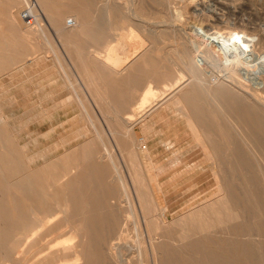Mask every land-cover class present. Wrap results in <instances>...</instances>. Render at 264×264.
<instances>
[{"label": "bare ground", "instance_id": "obj_1", "mask_svg": "<svg viewBox=\"0 0 264 264\" xmlns=\"http://www.w3.org/2000/svg\"><path fill=\"white\" fill-rule=\"evenodd\" d=\"M21 1L22 0H0V28L4 29L3 26H7L5 32H0L1 71L14 65L12 60L14 54H16V57L22 55L21 53L24 49L23 46H21L22 43L18 41L19 39L26 38L27 40L33 38V40H40L43 41V43L44 40L48 42L47 31L30 26L32 24L36 25V21L33 17L35 15L31 16L29 11L23 15V20L28 19L27 22L25 21L26 27L24 29L19 27L20 13L17 11L19 10L18 6ZM185 1L187 0H184L183 3ZM119 2L111 0L102 8V6L98 5H103L100 3V0H39V4L44 11L52 15L53 28L57 29L60 38L66 40L68 38H75L74 36L66 38V36L62 34L61 27L67 26L76 29L78 21L85 22V24H80L86 27L81 33V37L84 38L86 42H90L88 53L86 54L87 49L84 50V47H75L79 50L78 55L83 57V54H86L87 56L89 55V57L95 58L97 61V64L92 65L89 88L98 90V92H100L99 97L101 96L102 99L107 101L110 100L113 109L115 108V112L117 106L121 107L119 105L120 103L122 104L123 112L128 111L125 119H123L122 116H120L121 118L114 117V121L123 119L124 122L123 124H119V127H121L124 133H126L124 131L125 127H129V129L131 128L129 134L131 136L134 131V126L143 119V112L146 109L149 110V108L151 109L149 112L150 114L159 112L161 109H175V112L181 113L182 116L185 117V120L191 125V128L194 130L197 128L200 129V132L204 136V141L202 140V143L207 146L204 151L211 161V163H209L211 176L217 180L218 190L212 197L210 196L211 198L208 196L209 199H205L206 202L204 205L200 203L202 206H199V208L189 214V222L193 223L195 230L200 232L203 231L202 222L205 221L203 207L204 209H211L210 211L215 216V219L219 221L222 220L223 216H225V219L233 221L236 219L239 220L242 203L252 205V208H250L255 221L256 219L258 220L264 217V207L261 203L256 202V199H253V190L247 191L248 193L246 192L244 196L245 200L243 201L242 198H240L241 195H239L240 186L234 181L235 179L240 180V173L252 171V168L245 163L246 159L244 160L243 151L240 150L241 144H235V142L231 145L223 143L224 135L233 138L236 134V138L242 139L245 146L254 147L253 151L257 153L259 156L258 158L264 165V97L260 96L258 93L256 94V92L252 93L251 89H248V86V88L246 87L247 84L244 85L242 82L236 84L230 77L233 70L240 67L243 69V71H241L244 72V74L246 73L248 78H251L250 80H257L260 84L264 85L263 66L260 65V70H257V72H252L250 66L255 63V55L244 47L239 49L241 46L237 45V43H235L236 47H238L237 49L234 45L232 47H234L233 50H237L236 52H238V54H235V57L229 59L231 53L233 54L235 51L230 50L229 47L231 46H229L228 40L221 39V36L219 37L221 39L219 43L231 51H229L230 53H228V51L225 53L227 62L223 67L224 71L222 66L220 68V70H222L221 73H225V78L223 75H221L223 77L221 78L220 75L214 72L213 69L218 68L214 67L215 63H211L213 65L212 67H214H211L212 69L210 68L211 65L209 66L210 69H206L208 66H198V64H200L196 62V60L198 61V57L194 56L197 55L199 50L195 55L193 54L194 56L192 55L194 58H197L195 60L190 55L192 51L188 53V50L186 52L187 47L184 43L180 46L185 50V55L182 59L180 58L177 62L175 61V63H171L170 65L175 71L174 73L164 72L162 68L158 67L154 55L152 54L154 52H151L150 56L144 54L140 62L129 68H124L123 73V71L119 69H123L126 60L125 58L119 59L115 44L117 39L121 40L123 37L127 36L138 41L139 37L142 36L148 41L154 42L156 37H159L160 34L167 33L173 36L177 35V31H179L177 23L182 22L186 27L189 24L187 23L189 18H179L177 11L182 7L178 9V2L176 3L177 7L175 6V0H130L129 3ZM164 2L168 3V7L166 8L167 11L169 10L165 18L161 17L159 11L156 9L158 6H162ZM189 3H191V1ZM189 3H187L184 8ZM242 4H244V2ZM62 5H64L63 8H61ZM180 5H182V3H180ZM173 7H175V9ZM192 7L194 8V5H192ZM180 11L179 13L182 14V10ZM186 11L187 10L184 12L185 14L188 13ZM191 13L192 11L186 15L190 17L189 14ZM67 18L72 22L69 26L67 25L68 22L66 24L65 21ZM22 22L24 21H21L20 26ZM105 23L108 25L105 26ZM203 23H205V21H203ZM193 25L192 27L194 28ZM199 25L201 24L199 23L198 26ZM146 26H149L151 30ZM200 27L195 28L200 29ZM16 28H19V30L16 31ZM190 29H192L191 26ZM190 29L188 31H190ZM195 31L200 33L199 30H194V32ZM2 33L6 34L2 35ZM205 33H207V31H205ZM106 35L110 36L111 39H106L107 41L105 42ZM229 35L231 34L229 33ZM205 37L208 38L207 34L202 35V39ZM101 39L105 43H103L102 48H98L96 44L98 45ZM26 40L24 39L23 41ZM69 41L67 43H69ZM180 41L179 39L176 43ZM202 42L203 40L201 44ZM39 44H41V42H39ZM75 44L76 43H73V41H70V47ZM205 44L206 43H204V45ZM219 45L220 44H218V46ZM49 47L50 46H48V49ZM44 49H42V51ZM183 49L181 51H183ZM210 50L208 46V51ZM55 52L57 51L55 50ZM203 52H200L202 54L198 53L199 56L205 54V52ZM261 52H263V50ZM215 54L212 56H215ZM113 56L114 58L106 61ZM212 56L211 58H213ZM259 56L263 57L258 54V57ZM209 59L203 63L207 65L210 64L207 63L208 61H212ZM201 60H203V57ZM214 60H216L215 57L213 62H215ZM58 61L59 60H57V63H59ZM178 62L186 66L184 68H187V70H185L189 73L188 77L175 69ZM76 64L85 69V74L88 72L89 64L85 60H79ZM99 64H102L103 67L118 77L120 76L123 79L126 78L128 87L125 88V84L114 87L113 83L115 81L111 78L104 79L101 78V76H97L99 75ZM59 65L61 66L62 64L60 63ZM204 70H207L206 72H208V75ZM204 72L206 75H204ZM143 82L145 83V88L141 90L142 92L139 94V87ZM156 83H159V85L161 83V87L158 88L157 86L159 85L154 86ZM259 83L258 85H260ZM129 86L133 87V91L137 96L139 94L138 100L136 102L133 101L134 103L132 102V105L127 104ZM200 87L205 90V94L207 95L205 96L209 98L210 101H207L205 98L203 99V94L200 93ZM114 105L116 106L114 107ZM142 113L143 115L141 116ZM226 125L233 127L235 132L233 135L222 131V127ZM2 130L3 129H1V132ZM217 131L219 133H217ZM2 135L4 136V134ZM126 140L127 138H121L120 142V140L117 139L116 143H118L119 146L123 144L126 145ZM131 140L134 145L135 141L133 140L135 139L132 136ZM101 141L103 146L106 147L105 142L103 140ZM129 144H131V142ZM128 146L123 149V145L122 149L125 150L131 160L130 166L136 200L132 197L131 190L126 186L122 173L117 165L116 157L108 147L104 149V153L106 154L105 157H100L102 153L97 151L96 145L94 144L92 146H86L82 153H80L81 155H66L61 163L63 166L61 169L60 161H56L47 163V165L35 172H31L30 170L31 173L26 174L21 161L11 157L13 154L15 155L14 150H16L14 146H11L14 148V150H12L14 153H10L12 154L10 157L5 156L4 158H0V181L7 184L9 183L6 169L8 166H11L9 174L18 177L12 185L17 192V196H15L14 201L12 200V208H8L0 197V264H20L27 256L30 257V261L37 257L38 264H109V262L111 264H145L146 261L147 264H245V261L240 263V259H236L237 256L234 257L235 249L232 247L234 243L230 239V241L226 242V247L217 252H213L205 247L204 240L201 238L182 248L176 247V243L173 244L169 241H165V238L161 240L159 233L162 230L161 223L165 222L166 213H164V211L160 213L157 209L153 199L154 195L148 187L149 179H146L144 171L142 170L143 163L147 161L146 158H142V155L136 152L137 150L135 151V149L129 146L130 149ZM227 147H234V149L232 148L233 151L231 150L230 153H227V151H225ZM6 148L4 147V149ZM144 149L146 150L147 147L145 146ZM18 150L19 149H17L16 152H18ZM19 151L21 152V149ZM122 152L125 153L124 151ZM226 156H230L232 161L229 163L225 162L227 159L225 158ZM147 159L150 160V158ZM23 162L26 164L24 160ZM261 176L264 181V170H262ZM244 178H247V176H244ZM228 179L230 180L228 181ZM110 180H112V183L116 184V187L110 185ZM9 181L11 180L9 179ZM48 187L51 188L52 191H46ZM151 189L154 190L155 188ZM222 191H225L224 195H221ZM119 196H121L119 198V205L123 207V209L127 208V214L120 212L117 207ZM21 197L25 198V202L27 201V203L16 201ZM220 206L225 208V212L219 209ZM138 208L143 214V218H141L142 221L137 213ZM251 224L253 225V222ZM211 227L212 224L210 223L209 228ZM229 230L230 229H228V231ZM132 236L135 238V241H132ZM68 238H71L72 241H64V239ZM61 240L62 243L60 242ZM236 245L239 246V250L240 248L243 249L242 254L239 253L238 255L241 254V257L249 258L245 256L246 248L244 245L241 246L235 243V246ZM22 248L24 249V256L20 260L17 258V255ZM250 257H252L249 259L251 264H264V256H255L253 251Z\"/></svg>", "mask_w": 264, "mask_h": 264}, {"label": "rangeland", "instance_id": "obj_2", "mask_svg": "<svg viewBox=\"0 0 264 264\" xmlns=\"http://www.w3.org/2000/svg\"><path fill=\"white\" fill-rule=\"evenodd\" d=\"M110 1L111 0H100V3L103 5H98L102 6L103 8L104 5L108 4ZM115 1L119 2L120 0ZM129 1L130 0H123L122 2L121 0L119 3H129ZM175 1V4L178 2V9H180V7L183 8L180 9L182 10V14L179 13L181 12L180 10L177 11L179 18H189V21H187L189 24L185 27L182 22H178L177 24L179 26V31H177V35H174L175 37L167 33L160 34L159 37H156L154 42L148 41L142 36L139 37L138 41L127 36L123 37V40L117 39L115 44L119 59L125 58L126 60L125 66L123 69H119L120 71H123L124 68H129L132 65L140 62L144 54H148L150 56L151 52H154L152 54L154 55V59L158 67L162 68L164 72L174 73L175 71L170 67V65L171 63H175V61L177 62L180 58L182 59V57L185 55V50L180 46L184 43L187 47L186 52L188 50V53L192 51V53H190L191 57H193L198 52V50L199 54H202L200 52H205V54H203L205 56L200 55V57L198 53L194 56L198 57V61L196 60L197 58L193 57L196 62L200 63L198 66H208V68H205L210 69L213 66L211 63H215L214 67H218V70L212 67L214 68V72L217 75H223L224 77L226 75L224 72V74L221 73L222 70H220V68L222 66L223 69L227 62L225 53H227V51L228 53L235 51L233 48L236 47V44L232 38L234 34L240 35L243 40L242 44L247 45L248 47L246 49H248V51L250 50L255 55L256 64L254 63V66L252 63L250 70L252 72H257V70H260V65L263 66L264 70V0H187L184 2L185 4L183 3L184 0ZM188 1H191V3ZM186 2L190 5L188 4V7L186 6L185 9L184 6L187 4ZM243 2L244 4H242ZM180 3H182V5H180ZM192 5H194V8ZM175 6H177V4ZM63 7L64 5L61 6V8ZM166 7H168V3L164 2L162 6H158V8H156L159 11V15L163 18L167 17L166 14L169 11H167ZM18 8L19 10L17 12L20 13L19 27L22 29L26 27L25 23L28 19L23 20V15L29 11L31 16L35 15L33 17L36 21V25L32 24L30 26L47 31L48 42L47 40H44L43 43V41L36 39L33 40V38L26 40V38L22 37L26 40H18L22 43L21 46H23L24 49V51L21 53L22 55L16 57L14 52L13 54L15 57H12L14 65L8 69H4L2 71L0 70V132L1 129H3L0 133V158H4L5 156L10 157L15 152L16 157L14 154L11 157L19 159V161H21L24 166L25 173L30 174L33 171L35 172L40 168H43L45 165H47V163L56 161H60L61 169L63 168L61 163L66 155L77 154L78 156V154L82 153L86 146H92L94 144L96 145L97 151L102 153L100 157H105L106 154L104 153V149L108 147L116 157L117 165L122 173L126 186L131 190L132 197L136 200V194L135 190L133 189L134 185L132 182L133 176L130 166L131 160L125 150H123L131 142L129 146L132 147V149H135V151L137 150L136 152L142 155V158L145 157L147 160L143 163L142 170L144 171V176L146 179H149L148 187L154 195L153 199L155 206L160 211V213H163V211L166 213L165 222L161 223L162 230L159 233L161 240L165 238V241H169L173 244L176 243V247L182 248L185 245H188L189 243L201 238L204 240L205 247L209 248V250H212L213 252H217L218 250L221 251L222 248L224 249L226 247V242L231 240L234 243V245L232 244L233 249H235L234 257L237 256L236 259H240V263L245 261V264H251L249 259L252 258L250 255H252L253 251L255 256H264V217L258 220L256 219V221H258L256 222L254 220V215L251 213V204L247 205L242 203L243 205L240 211L241 216L238 218L239 220L236 219L235 221L225 219V216H223L221 221L216 220L215 216L210 211L211 209H204L203 207L205 221L202 222L203 231L201 232L195 230L193 223L189 222V214L195 211V209L199 208V206H202L200 203L204 205L206 200L211 198L218 190L216 183L217 180L211 176V169H209V163H211V161L209 156H207L206 152L204 151L207 146L206 144L204 145L202 143L204 136L200 132V129L197 128L194 130L191 128V125L187 123L185 117L182 116L181 113L175 112V109H161L159 112L150 114L149 112L151 109L149 108V110L146 109L148 111L145 110L143 112L144 115L143 113L141 114V116L143 115V119L136 123L133 128L134 131L131 136L135 139L133 140L135 141L134 147L131 136L129 135L131 128L129 129V127H125L124 131L126 133H124L121 127H119V124H123V119H125L126 113H128V111L123 112V107L120 103L119 105L121 107L117 106L118 109L116 108L115 112V108L113 109L110 100L107 101L102 99L101 96L99 97L100 92H98V90L89 88L92 65L97 64V61L95 58L86 55L88 53L90 42H86L85 39L81 37V33L86 27L84 25H80L81 23L85 24V22L78 21L76 29H72L71 27L69 28L67 26L60 28L62 30V34H64L66 38L70 36L75 37L74 39L68 38L70 41H73V43H76L70 47V41L67 39L69 41V43H67L68 41L66 39L60 38V34L58 33L57 29L53 28V17L51 14H48L44 11V9L39 4V0H22ZM173 8L175 9V7ZM184 9L187 10L186 12L188 13L192 11V13L189 14L190 17L187 16L188 13H186L187 15L184 13ZM21 21L24 22H22L20 26ZM65 21L66 24L68 22V26L72 24L69 18H67ZM203 21H205V23H203ZM198 22L203 26H198ZM107 25L108 24L105 23V26ZM189 25L192 29H190ZM3 27L4 29L0 28V32L6 31L7 26ZM195 27H200V29H196ZM148 29L151 30L150 27ZM189 29L191 32L188 31ZM15 30L17 31L19 28H16ZM194 30H199L200 33H204L200 34L198 31V33L196 31L194 32ZM205 31H207V33H205ZM229 33L231 35H229ZM4 34L2 33V35ZM204 34H207L208 38L205 37L202 39V35ZM221 36V39L228 40L226 41L229 42V46H231L229 48L231 51L219 43V40H221L219 37ZM106 39H111V37L106 35L105 42L107 41ZM179 39L182 42L180 41L176 43L179 41ZM202 40L203 42L201 44ZM38 41L41 42V44H39ZM105 42H103L101 39V41L98 42L99 44H96V46L98 48H102V45ZM204 43L206 44L204 45ZM218 44L220 45L218 46ZM233 45L234 47H232ZM237 45L241 46L238 43ZM48 46L51 48L49 47L48 49ZM75 46L84 47V50L87 49L86 54H83V57L78 55L79 50L76 49ZM208 46L209 50L212 47L213 50L211 49L208 51ZM237 48L238 47H236V49ZM240 48L242 47H239V49ZM42 49L44 50L42 51ZM182 49L183 51H181ZM261 49L263 52H261ZM55 50L57 52H55ZM236 51L235 53L233 52V54L231 53V56H234H230L229 59L235 57V54H238ZM220 52L224 55H222ZM213 53H216L215 56H212L214 55ZM258 54L262 55L263 57H258ZM211 56L213 58H211ZM202 57L203 60H201ZM214 57L218 62H222L220 64H217L218 62L216 60L213 62ZM112 58H114V56L110 59H107L106 61H109ZM207 59L211 61L207 62L210 63L208 65L203 63L206 62ZM57 60H59V63H57ZM79 60H85L89 64L88 72L86 74L85 69L76 64L79 62ZM60 63L62 64L61 66L59 65ZM181 64L182 63L178 62L175 69H177L182 74L184 73V75L188 77L189 73L186 71L187 68H184L186 66L183 64L182 66ZM234 70L230 77L236 84H240L241 82L244 85L247 84L246 87L248 86L249 88H247L251 89L252 93L256 92V94L258 93L260 96L264 97V85L260 84L257 80H250L251 78H248L247 74L242 72V68L237 67ZM204 71L206 72L207 70ZM205 72L204 75H208V72H206V74ZM98 74L99 75L97 76H101V78H111L114 80V87H119L120 84H125V88L128 87L126 78L123 79L120 76L118 77L103 67L102 64L99 66ZM223 77L221 76V78ZM161 83L160 85L159 83H156L154 86L159 85L157 87L160 88ZM258 83L260 85H258ZM144 88L145 83L143 82L139 87V94ZM200 93L203 94V99L205 98L207 101H210L209 98H206L207 95L205 94V90L202 87H200ZM139 94L137 96V94H135L133 91V87L129 86L127 104L132 105L131 103L133 101L136 102L138 100ZM115 106L116 105H114V107ZM120 116H122L123 119L114 121V117L121 118ZM109 127L112 128L110 129ZM218 131L217 133H219ZM222 131L230 135L235 133L233 127L227 125L222 127ZM2 134H4V136ZM6 134L10 135L7 136ZM4 137L7 140H5ZM121 138H127L126 145L123 144V149V145L119 146L118 143H116L117 139H119L121 142ZM101 140L105 142L106 147L103 146ZM241 140L242 139L240 138H236V134L235 137L233 136V138L229 137L228 135L223 136L224 144L231 145L234 142L235 144H241L240 150L243 151L244 160L246 159L245 163L252 168V171L240 173V180L235 179L234 181L238 186H240L239 191L241 193L239 192V195H241L240 198H242L243 201L245 200L244 196L246 195V192L253 190V199H256V202L261 203L264 207V181L261 176L262 170H264L263 162L258 158L259 156L257 153L253 151L254 147L245 146L243 140ZM10 144L11 146H14L16 150H14ZM145 146L147 147L146 150L144 149ZM4 147L6 149H4ZM232 148L234 149V147H227L225 151L230 153L231 150L233 151ZM17 149H21V152L19 150L16 152ZM12 150H14V152ZM147 158H150V160ZM225 158L228 159L225 161L227 163L232 161L230 156H226ZM23 160L26 164H24ZM10 170L11 166H8L6 169V174L8 176L7 180L9 183L7 184L0 181V197L6 203L8 208L13 207L12 200L14 201L15 196H17V192L14 190L12 185L18 178L17 176L14 177V175H10ZM244 176H247V178H244ZM9 179L11 181H9ZM229 180L230 179H228V181ZM110 181V185L116 187V184L112 183V180ZM151 188L155 189L153 190ZM48 190L52 191V189L49 187L46 189V191ZM224 194L225 191H222L221 195ZM120 197L121 196L118 197L117 207L120 212L127 214V208L123 209V207L119 205ZM25 200V198L21 197L16 201L24 203ZM25 203H27V201ZM219 209L222 212H225V208L222 206H220ZM137 213L140 219L143 218V214L139 208ZM252 222L253 225L251 224ZM210 223L212 224L211 228H209ZM205 224L208 225L206 226ZM228 229L230 230L228 231ZM133 238L132 241H135V238ZM64 241L69 242L72 241V239L68 238L64 239ZM60 242L62 243V240ZM235 243H238L241 246L244 245L246 248H244L246 251L245 256L249 258L241 257L243 249L240 248L239 250V246H235ZM239 253H241V256L238 255ZM23 256L24 249L22 248L19 251L17 258L21 260ZM29 258L30 257L27 256L20 264H38L37 257L31 261ZM109 264L111 263L109 262ZM145 264H147V261Z\"/></svg>", "mask_w": 264, "mask_h": 264}, {"label": "clouds", "instance_id": "obj_3", "mask_svg": "<svg viewBox=\"0 0 264 264\" xmlns=\"http://www.w3.org/2000/svg\"><path fill=\"white\" fill-rule=\"evenodd\" d=\"M233 40H234L235 43L240 44L241 47H244V48H247V47H248L247 45H243V44H242V38H241L240 35H235V34H234V35H233Z\"/></svg>", "mask_w": 264, "mask_h": 264}]
</instances>
